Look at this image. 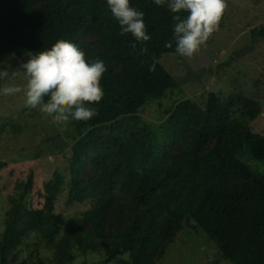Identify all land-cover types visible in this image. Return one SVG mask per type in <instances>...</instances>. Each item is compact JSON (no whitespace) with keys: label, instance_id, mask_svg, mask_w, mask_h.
Instances as JSON below:
<instances>
[{"label":"trees","instance_id":"obj_1","mask_svg":"<svg viewBox=\"0 0 264 264\" xmlns=\"http://www.w3.org/2000/svg\"><path fill=\"white\" fill-rule=\"evenodd\" d=\"M130 5L144 13L149 41L121 35L107 0H0V63L14 54L22 65L28 53L66 40L107 69L104 96L89 105L98 114L68 123L73 143L67 183L54 171L42 206L23 203L28 182L11 197L0 264H72L89 251L104 256L99 264H111L124 252L130 264H156L186 216L232 264H264V173L239 157L247 150L264 162V134L250 124L262 113L261 104L243 93L222 99L211 93L206 108L186 98L160 122L148 121L139 111L178 84L160 62L163 53L176 52L175 14L154 0ZM252 33L264 38V23ZM169 42L171 48L165 46ZM154 61L155 71H149ZM6 165L0 159V171ZM66 184L68 203L89 206L62 228L55 202ZM30 233L37 245L53 247L52 259L16 252Z\"/></svg>","mask_w":264,"mask_h":264},{"label":"rangeland","instance_id":"obj_2","mask_svg":"<svg viewBox=\"0 0 264 264\" xmlns=\"http://www.w3.org/2000/svg\"><path fill=\"white\" fill-rule=\"evenodd\" d=\"M227 3L219 29L199 52L190 58L176 52L161 55L160 62L178 84L168 88L162 97L150 99L139 111L148 121L160 122L177 102L186 98L206 108L211 103V93L222 99L238 92L261 104L262 113L250 124L253 131L264 134V38L252 33L264 23V0H227ZM5 68L9 77L0 80V90L26 84L27 77L15 55L0 63V70ZM71 132L69 124H57L39 109L26 107L23 92L0 94V159L7 162L0 171V233L4 229L6 212L12 207L11 197L23 192L19 184L28 182L30 185L22 200L25 206L38 207L44 203L45 185L54 171L62 172L67 183L72 156L73 140L68 136ZM239 157L264 173V162L255 160L247 150ZM88 206V202L68 203L66 184L55 202L62 228ZM183 224L176 240L167 246L156 264H232L191 216H186ZM37 244V236L30 233L16 252L22 258H31L36 253L46 259L53 258L52 246ZM120 255L123 258L117 260ZM103 258L89 251L79 254L72 264H99ZM111 264H129L128 254L114 256Z\"/></svg>","mask_w":264,"mask_h":264},{"label":"clouds","instance_id":"obj_3","mask_svg":"<svg viewBox=\"0 0 264 264\" xmlns=\"http://www.w3.org/2000/svg\"><path fill=\"white\" fill-rule=\"evenodd\" d=\"M154 3L166 5L175 14L172 17L175 51L188 58L199 52L219 29L228 7L227 0H154ZM107 5L119 22L121 35L130 33L137 42L151 39L146 32L144 13L133 8L130 0H107ZM181 11L188 13L186 18L179 15ZM136 46L135 42L131 43L133 49ZM165 46L171 48L172 43ZM155 66L154 61L149 71H155ZM21 67L27 77L26 84L4 87L0 94L7 96L23 92L26 107L39 109L51 116L55 123L64 126L72 120L87 121L98 114V110L89 105L98 104L104 96L101 80L107 69L102 60L89 62L74 43L58 40L50 49L28 53V59ZM8 77L7 68L0 70V80ZM45 97H48L46 102ZM122 258V255L116 257L117 260Z\"/></svg>","mask_w":264,"mask_h":264}]
</instances>
